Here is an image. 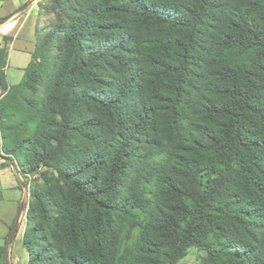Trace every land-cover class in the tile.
Segmentation results:
<instances>
[{"label": "trees", "instance_id": "obj_1", "mask_svg": "<svg viewBox=\"0 0 264 264\" xmlns=\"http://www.w3.org/2000/svg\"><path fill=\"white\" fill-rule=\"evenodd\" d=\"M50 3L16 85L0 48L27 264H264V0Z\"/></svg>", "mask_w": 264, "mask_h": 264}, {"label": "crops", "instance_id": "obj_2", "mask_svg": "<svg viewBox=\"0 0 264 264\" xmlns=\"http://www.w3.org/2000/svg\"><path fill=\"white\" fill-rule=\"evenodd\" d=\"M37 1L0 0V48L6 49L2 70L8 86L21 82L25 68L32 60L38 33L42 28L36 9ZM22 197L23 186L14 173L12 161L0 158V248H4V264L6 249L8 264H27V251L22 240L25 226L23 216L9 240Z\"/></svg>", "mask_w": 264, "mask_h": 264}, {"label": "rangeland", "instance_id": "obj_3", "mask_svg": "<svg viewBox=\"0 0 264 264\" xmlns=\"http://www.w3.org/2000/svg\"><path fill=\"white\" fill-rule=\"evenodd\" d=\"M36 9L42 23V28L41 30H39V33L42 34L49 28L50 25L55 22V14L51 10L50 0H38L36 3ZM1 156L8 158L12 161L13 164L17 165L16 161L12 157H9L4 153H2ZM30 175L31 176H21L22 181L28 184V190L33 183L40 182V177L38 174ZM205 255L206 252L204 250L194 246H190L187 248L186 254L182 258H180L176 264H201V260Z\"/></svg>", "mask_w": 264, "mask_h": 264}, {"label": "water", "instance_id": "obj_4", "mask_svg": "<svg viewBox=\"0 0 264 264\" xmlns=\"http://www.w3.org/2000/svg\"><path fill=\"white\" fill-rule=\"evenodd\" d=\"M3 91H2V88H1V85H0V96L2 95ZM5 158L7 159L6 157L4 156H0V158ZM12 167L14 169V173L17 177V179L20 180L24 190H23V197H22V201H21V204H20V208H19V213H18V216H17V219H16V222L14 223V226L12 227V230L10 232V235H9V240H11V238L13 237V235L15 234V231L17 229V226H18V223L20 221V218L24 215L25 211H26V207H27V204H28V200H29V190H28V184L27 183H24L22 181V178L20 177V172H19V168L17 165L13 164L12 163ZM5 264H8L7 262V249H6V257H5Z\"/></svg>", "mask_w": 264, "mask_h": 264}, {"label": "built area", "instance_id": "obj_5", "mask_svg": "<svg viewBox=\"0 0 264 264\" xmlns=\"http://www.w3.org/2000/svg\"><path fill=\"white\" fill-rule=\"evenodd\" d=\"M23 217H24V215H23Z\"/></svg>", "mask_w": 264, "mask_h": 264}]
</instances>
